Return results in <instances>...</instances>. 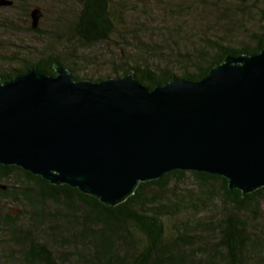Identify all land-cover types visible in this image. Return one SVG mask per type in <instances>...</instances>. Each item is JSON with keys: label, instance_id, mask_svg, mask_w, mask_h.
Masks as SVG:
<instances>
[{"label": "water", "instance_id": "water-1", "mask_svg": "<svg viewBox=\"0 0 264 264\" xmlns=\"http://www.w3.org/2000/svg\"><path fill=\"white\" fill-rule=\"evenodd\" d=\"M12 5L0 0V8ZM42 16L30 10L31 30ZM53 70L0 82L1 166L108 207L172 171L219 176L242 196L264 188V43L257 54L227 56L196 82L152 89L132 74L93 82L58 64Z\"/></svg>", "mask_w": 264, "mask_h": 264}, {"label": "trees", "instance_id": "trees-1", "mask_svg": "<svg viewBox=\"0 0 264 264\" xmlns=\"http://www.w3.org/2000/svg\"><path fill=\"white\" fill-rule=\"evenodd\" d=\"M11 1L13 5L7 9L16 7L17 0ZM75 1L80 8L71 42L76 47L74 51L110 42L122 22V4L113 0ZM26 31L40 32L39 28L31 30L30 26ZM135 43L141 44L140 41ZM263 43L264 31L253 45L241 48L219 45L214 51L201 53L200 59L185 62L180 76L171 74L167 67L157 70L141 62H131L121 51L117 59L119 63L112 73L114 78L132 74L138 84L148 89L172 79L196 82L227 56L257 54ZM55 64L68 70L74 80H83L69 67L65 54H47L38 56L31 63L25 62L23 67L10 73H0V82L9 81L32 68L51 76ZM106 78L90 77L86 80L97 82ZM185 174L193 178L194 190H171L173 198L165 195L169 183L179 181ZM1 182L5 185L4 189L0 185V231L14 242L26 237V231L17 219L26 214L37 216L42 213L44 205L50 203L64 210L68 218L80 212L85 221L97 227L91 243L100 264H264V213L261 210L264 188L242 196L238 190H229L227 180L219 176L172 171L156 181L140 183L126 201L108 207L76 189L51 185L14 166L0 165ZM152 191L154 195L150 196L148 193ZM6 201L16 206L14 211L18 213L6 212L3 208ZM183 216L185 219L180 220ZM170 218L180 220V227L184 230L176 228V233L168 238L164 232V220ZM129 227L136 231L139 245H136ZM40 257L50 261L46 253Z\"/></svg>", "mask_w": 264, "mask_h": 264}, {"label": "rangeland", "instance_id": "rangeland-1", "mask_svg": "<svg viewBox=\"0 0 264 264\" xmlns=\"http://www.w3.org/2000/svg\"><path fill=\"white\" fill-rule=\"evenodd\" d=\"M113 2H120L124 13L111 41L76 51L71 42L80 7L75 0H17L14 9L0 8V73H10L41 55L65 54L69 67L83 80L114 78L112 70L124 51L131 62H141L157 70L167 67L171 74L180 76L185 62L200 59L201 53L214 51L219 45L235 48L253 45L264 31V0ZM34 7H39L43 14L38 34L26 31L30 25L28 14ZM138 41L141 44L135 43ZM171 187L173 189H169ZM185 188L194 190L189 174L179 181L172 180L165 195L173 198L171 190L181 192ZM148 194L154 195V191ZM3 208L15 214L12 211L16 206L9 201L4 202ZM261 210L264 213V203ZM65 214L61 208L48 203L39 215L26 214L17 219L26 231L22 241L14 242L0 231V264H100L91 243L97 227L85 221L80 212L72 218ZM180 220H164L168 238L176 233V228L184 230ZM129 229L139 245L136 231L132 227ZM45 253L49 262L40 257Z\"/></svg>", "mask_w": 264, "mask_h": 264}]
</instances>
